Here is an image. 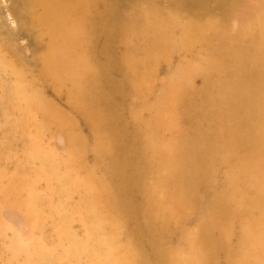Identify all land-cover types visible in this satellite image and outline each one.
<instances>
[{"label":"rangeland","instance_id":"1","mask_svg":"<svg viewBox=\"0 0 264 264\" xmlns=\"http://www.w3.org/2000/svg\"><path fill=\"white\" fill-rule=\"evenodd\" d=\"M48 2L0 0V264H264V0H54L55 40Z\"/></svg>","mask_w":264,"mask_h":264},{"label":"bare ground","instance_id":"2","mask_svg":"<svg viewBox=\"0 0 264 264\" xmlns=\"http://www.w3.org/2000/svg\"><path fill=\"white\" fill-rule=\"evenodd\" d=\"M168 1L171 2L172 0H168ZM49 2L51 3L50 4L51 9H53V10H52V12L49 11L50 15L49 16L47 15L48 20L45 21V23L49 28H54L56 26L59 27L57 33L53 35L54 36L53 40H55L57 38L64 36V33H65L64 30L73 29L76 26L78 27V25L74 21H69L67 18L65 19V17H63L62 15L61 16L55 15V13H57V12H55L56 10L62 9L65 6H62L59 3L54 2V0H49ZM63 60H64L63 57L59 56V53H57V54H56V52L54 53V49H52L50 51V53L47 55V60L45 62V69H44L45 73L47 75L50 74L49 76L54 77L55 80H57V78H59L60 76L61 77L63 75L66 76L67 71L65 68L66 67L65 64L62 63ZM110 65L112 66L113 64L110 63ZM101 68H103V67H101ZM237 81L235 82V84H236L235 87L237 88L239 94L240 95L242 94V101L244 103H247V102H251L253 104L254 103H261V101L264 100V97L262 95H260V93L258 91V89L260 90L261 83H262V80L260 79V77H258L254 81V83L249 85V86L240 87L241 84ZM105 84L108 85L111 90H110V92L106 93L107 96H105L103 98L109 102L112 99L111 94H112V91L115 90V87H114L115 85L110 82V79H107L105 81ZM112 86H113V88H112ZM97 92H99V91L97 90ZM99 97H100V95H99ZM104 99H100V101H99V98H96V100H95L97 103L96 108L91 107V106L85 107L86 109H88L87 120H89L90 123L94 126V129L96 131H98V133H100V136H98V138H97V145L100 146V148H102L103 146H107L108 144H109V146L111 144L119 145L121 148V146L122 147L124 146L123 140H125L124 138H125L127 132L124 129L123 130L121 129L119 131L117 130L119 127H118V121L114 118L115 115L112 117L111 122H107L108 121L107 115L104 114L103 109L98 108V106H101V104L104 102ZM79 100H80V102L76 103L75 105L78 108H81L82 107V105H81L82 101L84 102L85 99H83L82 101H81V99H79ZM34 104H36L40 110L45 112L50 119L56 120L61 124H67L68 123L69 119H67L66 116H64L59 111H57L55 109V107H53L51 104H49V102H45L44 100L39 99L38 101L34 102ZM235 112L240 113V116H242L241 121L239 123L240 124L239 126H243V127L250 126L251 120L256 119L255 114H250L246 109L244 110L243 108H241V109L238 108ZM107 133H109V134H107ZM115 136H117L119 138H116ZM199 156H201V155H199ZM112 163H113V165H115L116 169L119 170L118 174H117L118 180L123 181L125 176H126L125 172L124 173L122 172L123 162L121 161V159H119V160L114 159V160H112ZM117 213L118 214L120 213V209L117 210ZM75 249H76V247H75ZM83 249H84V247H83ZM139 258L140 259H138V260L143 259L142 261H144L146 263V260L143 256L139 257ZM135 260H137V259H135Z\"/></svg>","mask_w":264,"mask_h":264}]
</instances>
